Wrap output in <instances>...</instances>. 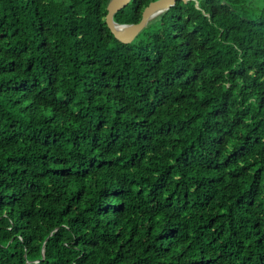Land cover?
Masks as SVG:
<instances>
[{"label":"trees","instance_id":"trees-1","mask_svg":"<svg viewBox=\"0 0 264 264\" xmlns=\"http://www.w3.org/2000/svg\"><path fill=\"white\" fill-rule=\"evenodd\" d=\"M108 1L0 0V264H264V0Z\"/></svg>","mask_w":264,"mask_h":264},{"label":"water","instance_id":"water-1","mask_svg":"<svg viewBox=\"0 0 264 264\" xmlns=\"http://www.w3.org/2000/svg\"><path fill=\"white\" fill-rule=\"evenodd\" d=\"M129 1L130 0H109L106 5L107 12L105 15V22L115 39L122 43H130L152 18L174 6L177 1L186 3L189 0H153L144 7L138 22H116L114 20V14L126 6Z\"/></svg>","mask_w":264,"mask_h":264},{"label":"rangeland","instance_id":"rangeland-1","mask_svg":"<svg viewBox=\"0 0 264 264\" xmlns=\"http://www.w3.org/2000/svg\"><path fill=\"white\" fill-rule=\"evenodd\" d=\"M258 6H260V5H258Z\"/></svg>","mask_w":264,"mask_h":264}]
</instances>
